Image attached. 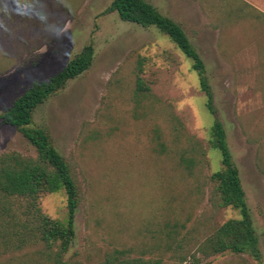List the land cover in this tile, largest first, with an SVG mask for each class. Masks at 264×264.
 <instances>
[{
	"label": "rangeland",
	"instance_id": "374dc122",
	"mask_svg": "<svg viewBox=\"0 0 264 264\" xmlns=\"http://www.w3.org/2000/svg\"><path fill=\"white\" fill-rule=\"evenodd\" d=\"M113 1L0 0V116L94 50L91 66L33 112L78 184L73 241L59 255V240L43 242L26 223L24 243L0 245V264H264V0H146L201 57L214 115L193 61L156 27L123 21ZM138 78L147 91L137 90ZM216 120L257 233L256 245L238 252L202 249L226 222L243 219L221 206L213 178L226 171ZM9 153L37 155L0 122V156ZM8 201L17 221L33 222L26 199ZM37 206L69 221L64 191L41 194Z\"/></svg>",
	"mask_w": 264,
	"mask_h": 264
},
{
	"label": "trees",
	"instance_id": "16d2710c",
	"mask_svg": "<svg viewBox=\"0 0 264 264\" xmlns=\"http://www.w3.org/2000/svg\"><path fill=\"white\" fill-rule=\"evenodd\" d=\"M111 10L119 14L123 21L143 27H156L166 34L179 49L193 61V69L201 75V88L208 96V107L215 114L214 97L209 92L203 77L204 63L193 49L184 30L169 17L146 0H114ZM94 50L92 46L69 62L67 67L52 77L48 82L35 83L28 92L19 97L13 106L0 116V122L16 128L36 149L35 157H26L19 153L0 156V245L10 241L24 243L28 235L26 223L31 225V232L37 233L39 239L47 244L54 240L62 243L59 255L68 251L75 236V213L78 206L79 190L68 161L55 147L49 133L33 125V112L50 95L59 91L69 81L83 74L92 64ZM137 90L147 91L141 78L137 80ZM216 147L221 152L226 171L214 175L218 183V193L222 207H233L241 211L242 220H229L221 226L203 246L209 253H221L227 250L238 252L242 246L254 247L257 243L256 230L253 228L238 168L233 162L226 134L222 123H214ZM67 195L69 221L63 224L44 215L37 206V200L43 193ZM10 198H23L29 203L31 219L21 222L11 215L8 205ZM25 228V230H24ZM35 237H37L34 234ZM249 244V245H247ZM100 264H112L105 260ZM116 264H156L143 259H123Z\"/></svg>",
	"mask_w": 264,
	"mask_h": 264
},
{
	"label": "clouds",
	"instance_id": "9594fccd",
	"mask_svg": "<svg viewBox=\"0 0 264 264\" xmlns=\"http://www.w3.org/2000/svg\"><path fill=\"white\" fill-rule=\"evenodd\" d=\"M26 7H27V5H22V9H23V8H26Z\"/></svg>",
	"mask_w": 264,
	"mask_h": 264
}]
</instances>
